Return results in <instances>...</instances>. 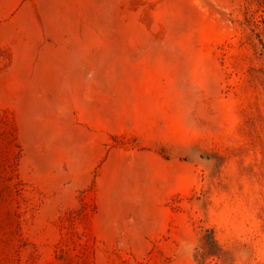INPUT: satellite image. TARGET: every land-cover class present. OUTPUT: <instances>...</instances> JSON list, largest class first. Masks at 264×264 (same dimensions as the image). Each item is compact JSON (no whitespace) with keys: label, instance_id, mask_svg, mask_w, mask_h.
Here are the masks:
<instances>
[{"label":"rangeland","instance_id":"1","mask_svg":"<svg viewBox=\"0 0 264 264\" xmlns=\"http://www.w3.org/2000/svg\"><path fill=\"white\" fill-rule=\"evenodd\" d=\"M0 264H264V0H0Z\"/></svg>","mask_w":264,"mask_h":264}]
</instances>
